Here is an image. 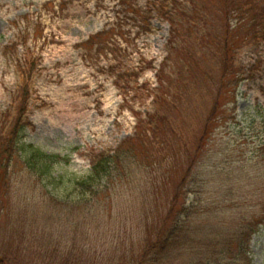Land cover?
Listing matches in <instances>:
<instances>
[{"label": "rangeland", "instance_id": "1", "mask_svg": "<svg viewBox=\"0 0 264 264\" xmlns=\"http://www.w3.org/2000/svg\"><path fill=\"white\" fill-rule=\"evenodd\" d=\"M152 1L0 0V113L13 100H29L26 142L68 160L55 166L66 180L54 184L56 192L77 196L67 180L89 173L93 149L130 156L108 193L70 210L51 204L40 180L17 163L19 189L0 193V252L15 264H112L111 256L119 262L126 249H138L145 207L138 195L146 192L140 184L148 185L149 210L161 211L191 165L232 171L225 178L236 193L248 186L257 191L251 196L264 198V26L251 30L260 38L249 39L250 30L232 25L225 69L217 39L202 37L220 33L210 29L222 23L212 0L196 7L177 0L201 16L199 23L184 20L182 36L155 9L148 13ZM29 68L31 78L20 71ZM151 119L160 131H152L155 141L144 138ZM216 188L206 194L234 198ZM219 214L226 217L214 220L220 229L235 228L244 215L233 205ZM259 226L250 243L253 264H264Z\"/></svg>", "mask_w": 264, "mask_h": 264}, {"label": "trees", "instance_id": "2", "mask_svg": "<svg viewBox=\"0 0 264 264\" xmlns=\"http://www.w3.org/2000/svg\"><path fill=\"white\" fill-rule=\"evenodd\" d=\"M190 1L195 7L197 6L198 0ZM212 2L218 6L216 12L222 14V23L216 25L213 22L210 29L219 30L220 33L213 34L209 31L202 34V37L211 41L217 39L222 48V59L225 69H227L229 51L232 49L230 42L233 32L232 25L236 28L234 31L240 28L250 30L247 31L246 36L249 39L260 38L258 35L252 34L251 30L253 28L262 29L264 26V0H212ZM181 5L177 0H153L148 13L151 14L155 9L160 16L175 26L176 34L182 36L184 20L199 23L201 16L198 13L197 15L187 14V7ZM20 71L23 76L28 74L30 78L33 73L32 68H29L28 71L25 69ZM23 102L28 103L23 106ZM12 103L10 108L0 113V193L8 195L14 191L13 187L19 189L17 183L13 184V180L18 173L16 164L20 162L24 164V167H27L28 174L36 176L40 180L42 194L51 204L56 207L67 204L69 210L70 205L73 209L79 203L91 200L95 202L101 194H106L111 190L110 185L122 179V173L126 170L122 168L127 157H130L129 152H121V149H103L102 151L93 149L89 173L80 179L70 177L67 180V183L75 188L74 192L77 196H61L56 192L54 184L66 180L62 178L64 175H56L55 166L68 160L64 155L46 152L33 143L26 142V131L31 126L27 112L29 100H13ZM155 122L158 121L151 119L146 123L148 126L150 125L151 130L146 128L144 138H151L155 141L152 138V131L155 132V135L160 132ZM141 129L142 127L139 131ZM209 136L210 128L207 127L204 137L201 139L200 149L206 145ZM136 147L138 146L136 145ZM134 161H136L135 158ZM223 172V170H201L196 165L189 166L187 175L179 183L175 194L158 212L149 210L150 207L147 206L150 198L147 194L149 192L148 185L140 184V191L146 188V192L138 195L141 196L145 206L140 217L141 232L137 237L138 249H134L133 252L126 249L119 262H116L114 256L109 258V262L112 264H253L249 254L250 243L253 234L258 231L259 225L264 223V198L255 194L251 196L257 191H250L248 186L245 194L236 193L238 190L235 188L236 191H234V187L226 181L232 171L226 173L227 176ZM197 175L202 177V183H196ZM246 175L244 172V176ZM216 176H219L220 180L216 181ZM209 186L217 187L216 191L218 188V190L224 188L225 195L234 196V198L228 202L212 199L213 194H206ZM22 191L27 193L24 187ZM203 191H205V197H198V194H202ZM192 193L195 195L194 197H191ZM232 205L241 207L243 211V217L237 218L240 224L238 223L232 229L218 228L217 225H214V220L222 221L226 218L219 214L220 210H226ZM258 205L259 212H256ZM243 209L251 210V214L247 216ZM79 217L78 215L76 220ZM82 224L83 222L79 219L77 227ZM0 264H15V262L0 252Z\"/></svg>", "mask_w": 264, "mask_h": 264}]
</instances>
